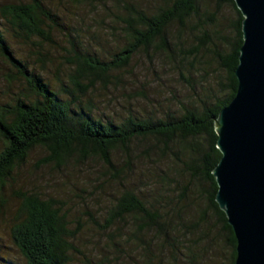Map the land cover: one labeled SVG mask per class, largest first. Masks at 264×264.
Masks as SVG:
<instances>
[{"label": "rangeland", "instance_id": "rangeland-1", "mask_svg": "<svg viewBox=\"0 0 264 264\" xmlns=\"http://www.w3.org/2000/svg\"><path fill=\"white\" fill-rule=\"evenodd\" d=\"M27 1L0 0V8ZM39 1L54 20L45 28L46 38L16 33L1 17L0 32L27 74L73 103V111L81 107L101 122L113 123L126 115L170 118L225 95L222 61L236 42L238 19L229 1L195 0L190 15L168 23L127 65L104 78L82 76L84 92L71 84L75 54L107 60L126 42L122 18L128 5L151 14L172 0ZM37 97L0 56V108ZM175 139L135 138L127 155L112 152V166L75 156L59 165L44 162V148H32L0 183V264H24L9 227L26 194L53 200L64 214L73 232L66 264H229L227 234L207 200L210 186L184 165L191 157L190 164H197L196 147L206 149L205 138L198 137V145L191 137ZM126 190L154 218L133 212L107 225L110 208Z\"/></svg>", "mask_w": 264, "mask_h": 264}, {"label": "trees", "instance_id": "trees-1", "mask_svg": "<svg viewBox=\"0 0 264 264\" xmlns=\"http://www.w3.org/2000/svg\"><path fill=\"white\" fill-rule=\"evenodd\" d=\"M219 1L234 4L232 0ZM194 3L195 0H172L165 8L151 14L128 5L126 15L122 18L125 44L107 60L88 53L75 54L73 75L70 74L72 87L84 92L87 85L81 84L82 76L104 78L111 71L127 65L131 55L159 37L168 23L175 19L181 21L190 15L195 10ZM235 11L238 16L235 22L236 42L222 61L227 72L225 95L215 98L212 103L200 109L186 108L170 118L126 115L116 123L101 122L81 107L73 111V103L60 97L40 79L27 74L25 66L13 56L0 32V56L24 77L38 95L33 100L17 99L11 106L0 108V183L36 146L44 148V162L59 165L75 156L80 160L96 158L112 166V152L119 149L127 155L128 144L135 138L152 137L167 143L175 138L182 142L191 137L198 145L200 143L197 138L203 136L207 148L196 147V153H199L197 164H190L194 160L191 157L184 165L201 174L210 186L207 200L227 234L229 264H233L235 239L223 212L214 201L216 186L210 171L219 158L215 148L212 117L229 102L236 88L233 69L241 43V15L236 7ZM0 17L16 33L21 32L25 37L38 35L46 38L48 35L45 28L54 21L50 11L39 0L3 5ZM133 212L154 218L136 195L128 190L123 191L110 208L105 223L110 225L114 220ZM72 235L73 232L66 227L64 214L53 200L41 199L36 194L22 195L9 227V236L24 264H66L72 248L68 238Z\"/></svg>", "mask_w": 264, "mask_h": 264}, {"label": "water", "instance_id": "water-1", "mask_svg": "<svg viewBox=\"0 0 264 264\" xmlns=\"http://www.w3.org/2000/svg\"><path fill=\"white\" fill-rule=\"evenodd\" d=\"M241 15L236 88L212 117L219 158L214 201L234 239L233 264H264V0H232Z\"/></svg>", "mask_w": 264, "mask_h": 264}]
</instances>
